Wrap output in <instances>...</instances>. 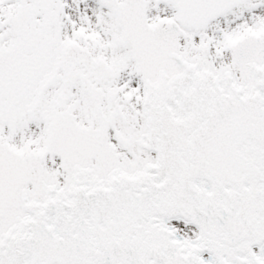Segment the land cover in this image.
<instances>
[{"label":"snow or ice","instance_id":"1","mask_svg":"<svg viewBox=\"0 0 264 264\" xmlns=\"http://www.w3.org/2000/svg\"><path fill=\"white\" fill-rule=\"evenodd\" d=\"M0 264H264V0H0Z\"/></svg>","mask_w":264,"mask_h":264}]
</instances>
